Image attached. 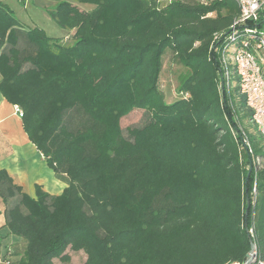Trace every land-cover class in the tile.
<instances>
[{
	"label": "trees",
	"instance_id": "obj_1",
	"mask_svg": "<svg viewBox=\"0 0 264 264\" xmlns=\"http://www.w3.org/2000/svg\"><path fill=\"white\" fill-rule=\"evenodd\" d=\"M50 1L71 44L25 28L0 1V94L68 183L30 196L0 167L4 225L24 242L9 264L67 261L66 249L86 253L81 264L264 262V166L252 164L264 162V138L244 98L229 102L219 86L236 3ZM167 52L190 71L171 102L159 84ZM135 110L148 121L124 128Z\"/></svg>",
	"mask_w": 264,
	"mask_h": 264
},
{
	"label": "built area",
	"instance_id": "obj_2",
	"mask_svg": "<svg viewBox=\"0 0 264 264\" xmlns=\"http://www.w3.org/2000/svg\"><path fill=\"white\" fill-rule=\"evenodd\" d=\"M192 1L200 5H209L219 0ZM232 1L236 3L239 14L232 20L224 38V46L220 54L219 86L229 102L232 96L244 98L245 109L250 112L246 122L255 126L264 138V0ZM211 14L209 13L208 16ZM16 112L21 116V110L18 107H16ZM240 134H242L240 148L244 149L247 154H251L250 141L243 130ZM262 160V156H259L252 161V164L256 168L263 167ZM255 189L254 185L251 203H253ZM9 263L10 261L0 258V264ZM258 264H264V262Z\"/></svg>",
	"mask_w": 264,
	"mask_h": 264
},
{
	"label": "rangeland",
	"instance_id": "obj_3",
	"mask_svg": "<svg viewBox=\"0 0 264 264\" xmlns=\"http://www.w3.org/2000/svg\"><path fill=\"white\" fill-rule=\"evenodd\" d=\"M8 7L12 10L14 16L25 27H40L45 30L50 37H58L64 40L65 44H71L73 32L59 27L56 22L50 17V11L53 10L54 2L50 0H5ZM80 9L90 10L93 8L91 4L74 2ZM159 77L160 89L165 95L166 102H171L178 98V86L189 74V69L176 63L171 55L167 52L163 56V64ZM149 119V114L142 110H135L129 116L124 118L122 126H140L146 123ZM251 127V124H249ZM2 237L1 257L3 260L10 262L17 261L24 249L23 240H11L7 234H0ZM15 236V235H13ZM16 237V236H15ZM68 256L67 261H62L59 258L53 259V264H81L86 253L83 251H72L66 249L64 252Z\"/></svg>",
	"mask_w": 264,
	"mask_h": 264
},
{
	"label": "crops",
	"instance_id": "obj_4",
	"mask_svg": "<svg viewBox=\"0 0 264 264\" xmlns=\"http://www.w3.org/2000/svg\"><path fill=\"white\" fill-rule=\"evenodd\" d=\"M0 1L8 5L5 0ZM71 32L74 33V30ZM0 167L5 169L14 182L30 196H34L35 185H41L49 194L57 195L68 184L65 175H56L47 166L42 154L31 143L23 129L16 106L10 104L1 94ZM3 209L4 204L0 199V234H7L14 241L21 240L8 233L4 225Z\"/></svg>",
	"mask_w": 264,
	"mask_h": 264
},
{
	"label": "water",
	"instance_id": "obj_5",
	"mask_svg": "<svg viewBox=\"0 0 264 264\" xmlns=\"http://www.w3.org/2000/svg\"><path fill=\"white\" fill-rule=\"evenodd\" d=\"M254 254H255V245H254L253 241L250 240V250L247 254V260L246 261L250 262V260H252V257L254 256Z\"/></svg>",
	"mask_w": 264,
	"mask_h": 264
}]
</instances>
